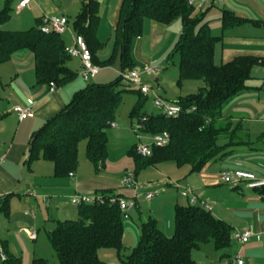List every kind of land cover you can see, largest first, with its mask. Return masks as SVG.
<instances>
[{
    "label": "trees",
    "instance_id": "16d2710c",
    "mask_svg": "<svg viewBox=\"0 0 264 264\" xmlns=\"http://www.w3.org/2000/svg\"><path fill=\"white\" fill-rule=\"evenodd\" d=\"M9 8L10 1L6 0L0 10V25L9 21ZM194 10L195 6L190 5L189 0L121 2L114 29V49L108 62H119L120 71L133 68L131 43L142 35L144 19L169 25L180 18L182 31L174 48L180 55L178 83L186 80H201L204 83L196 93L173 101L183 108L177 118H169L162 113H141L140 105L144 97L138 90L139 100L131 112L132 118H138L144 134L168 131L171 140L163 147H154L148 157L137 154V144L128 149L127 155L133 159L135 168L125 174L132 173L135 179L142 170L164 162H173L177 167L188 165L193 173L201 171L211 161L222 159L226 145H221L219 141L230 131L228 123L220 121L223 109L230 100L248 89L247 81L251 78L252 68L259 63L257 57L250 55L215 63V47L224 39V33L246 20L232 10L222 8V34L216 35L209 21L205 20L208 10L196 15ZM99 22V2L82 0L72 28L85 39L93 62L102 67L96 55L101 45L97 36ZM40 24L41 18H38L36 24L26 30L0 29V65L9 61L15 52L26 49L33 55L37 81L63 86L77 75L67 63L70 56L66 53V41L54 31L42 32ZM123 84L125 82L119 75L113 82H88L76 91L70 102L33 134L28 165L42 159L53 164V175L57 178L75 174L79 165V143L85 140L87 159L96 170L104 168L109 158L107 131L115 123L122 93L125 90L137 91L124 88ZM193 107L195 110L191 111ZM207 118L211 121L205 125ZM257 190L264 193V188ZM101 194L105 197L113 195ZM114 195L127 197L121 193ZM77 206L78 219L59 220L53 229L47 231L58 264H107L101 258L102 250H114L120 255L125 249V218L122 212L117 205L108 202ZM233 232V226L216 217L206 203L197 201L186 206L175 205L172 236L165 235L155 220L148 219L142 223L137 244L119 259L122 264H197L193 257L195 249L210 242L217 250L225 249L231 245ZM4 252L6 259L0 264H20L18 259L6 250ZM32 264L49 263L42 258H34Z\"/></svg>",
    "mask_w": 264,
    "mask_h": 264
},
{
    "label": "crops",
    "instance_id": "0c3cea01",
    "mask_svg": "<svg viewBox=\"0 0 264 264\" xmlns=\"http://www.w3.org/2000/svg\"><path fill=\"white\" fill-rule=\"evenodd\" d=\"M97 1L99 2L100 15L97 36L100 40L106 27L115 29L122 0ZM81 4L82 0H77L75 11H72L73 14L79 13ZM220 5L246 20L241 25L231 29L234 32L233 38L226 36L222 40L223 51L220 62H228L241 55H250L257 57L259 63L252 68L251 78L247 81L248 89L237 96L236 110L235 112L230 110L232 114L228 115L230 120H223V118L220 120L228 123L230 131L221 138L220 144L226 145V148L224 157L217 160L216 164L220 166L218 172L241 169L252 171L257 176L264 177V0H225ZM65 8L63 4H58L54 0H36L30 4L29 8L23 10L33 11L34 19L31 22L28 19L27 24L35 25L37 19L44 15L67 17L64 13ZM20 12L17 11V13ZM147 23L148 29L140 37L133 39L131 43V57L134 67L137 68H141L145 64H155L152 63V58L157 56L163 57L158 62L163 64L168 55H160V53L154 56L153 52L166 45L165 38L168 32L166 29H173L171 27H176L177 23V27H180L181 19L176 18L169 25L145 19L144 26L146 28ZM65 41L67 45L70 44L71 37ZM71 58L78 60L75 65L78 71L81 70V60L78 57ZM4 65H10L12 74L3 90L0 91V157L2 158L0 161V217L4 218L6 223L10 225L13 224L14 226L19 223V226L21 224L19 230H27V234L35 230L38 237L37 220H42L46 225H50L47 231L53 229L56 222L66 218L70 211L66 205L68 196L89 190L90 187L86 181L92 180L93 176L85 180L83 176L75 172L74 176L57 178L53 175V164L42 159L36 160L29 166L27 161L32 136L48 119L62 110L70 102L73 94L84 88L90 80L82 85L75 77L63 86H56L52 92L49 84L37 81L33 55L26 49L15 52L9 61L2 63L0 73ZM68 66L71 68L70 64ZM111 67L118 74L120 73L119 62ZM101 71L102 67H100L97 75ZM97 75L93 78H96ZM76 76L78 77V75ZM16 106L30 108L33 116L20 119L18 113L14 111ZM164 163L145 169L143 175L146 178L156 175L166 176L161 170L162 166L159 167ZM45 167L51 171L47 175L48 177L44 173ZM134 168L133 159L127 155L118 163L108 158L105 167L101 169H107L112 173H125L126 171H133ZM40 177L47 180H40ZM194 185L199 188H193L195 196H197V191L201 192L205 186L208 187V185L202 187V184ZM188 186L190 185L188 184ZM137 190L133 189L125 196H138ZM235 192L240 194V191ZM120 193L123 194L122 191H119L118 194ZM247 195L248 202L236 206H227L226 211L238 213L240 215L238 218L233 216L228 220L226 219L228 217L221 215L222 212L219 213L217 210L214 213L211 207L209 208L216 217L229 222L234 231L249 225L254 227L259 233L260 239L252 238L243 245L239 243L241 249L237 253V257L241 258L244 264H262L264 263V193H261L260 190H253ZM239 197L244 196L241 194ZM45 198L47 199L46 202L44 201ZM198 200L201 199L198 197ZM27 218H29L26 221L29 224L28 227L26 222H22ZM0 234L6 236L2 232ZM2 240L6 242V239ZM3 241H0V248H4L8 253L12 248L8 245L4 246ZM103 253L107 257L112 252L103 250ZM213 256H216L217 260L211 264H230L225 261V258L218 257L216 252L213 253ZM194 259L197 264H202L200 259Z\"/></svg>",
    "mask_w": 264,
    "mask_h": 264
},
{
    "label": "rangeland",
    "instance_id": "374dc122",
    "mask_svg": "<svg viewBox=\"0 0 264 264\" xmlns=\"http://www.w3.org/2000/svg\"><path fill=\"white\" fill-rule=\"evenodd\" d=\"M5 1L6 0H0V10L3 8ZM8 1H10V19L7 23L0 25V29H29L33 24L29 25L27 22L28 19H30V22L34 19L35 15L33 14V11L23 10L20 13H17L15 10L17 0ZM54 1H56L58 4H63L64 7H66V11L64 13H66L67 18L69 19L70 29H68L62 36L65 40H68L71 37L70 31L73 30L72 22L76 14H73L74 12L72 11H75V4H77V0ZM199 3L200 0H194L195 10L193 14L196 15L208 10L205 15V20L210 22V27L214 34L221 35L222 26L220 21H218V18H220L222 14V5H220L217 0H214L213 6L211 5V2L209 5L205 4L203 8H198ZM144 22L145 19L143 21L142 34H144V31L148 29V23L146 28L144 26ZM177 26L178 23L176 24V27ZM176 27H171L173 29H166L168 30L167 37L165 38L166 45L156 49L155 52H153L154 56H157L160 53V55L168 56L163 62L165 67L164 72H162L157 77H151L145 80L152 90L148 96L143 95L144 98L140 105L141 113L143 114L158 115L161 113V110L153 104L152 98L154 95H161L163 98L169 101H175L181 97H186L187 95L196 93L198 89L204 85L201 80H186L182 83H178L180 55L174 48L182 31V21L180 27ZM233 33L234 32L232 30H228L224 33V37L227 36L228 38H233ZM100 42L101 45L96 50V55L102 65V71L97 75L96 78L90 79L89 82L106 84L115 81L120 74L112 69L111 66L114 65V62H108V59L113 53L115 44L114 28L112 29V27L109 26L106 27ZM69 45L70 44L67 46ZM222 49V43H218L215 47L216 63H221ZM152 59V63H158L163 59V57L161 58L157 56ZM77 62L78 60L69 57L67 63L71 65V68L74 72L78 73V77L76 76V79H78L82 85H85L87 82L82 80L80 76L81 70L78 71V68L75 65ZM9 66L10 65H4L0 73V91L3 90L7 81H9L10 75L12 74ZM123 87L137 91L125 90L122 93V100L116 112L114 123L116 126L110 127L107 131L109 159L117 163L120 162L124 156H127V151L132 145L137 144V139L132 129L137 128V126L140 124L137 117L132 118L131 116V112L139 100L138 88L134 85H129L126 82L123 84ZM237 101L238 99L235 97L226 104L225 108L223 109V120H230L228 115L232 114L231 111L235 112V104H237ZM146 141H148V139ZM221 141L222 140H220L219 143H221ZM78 158L79 165L76 171L77 174L83 176V179L85 180L93 176V178H91L92 180L88 179V181H86L90 189L83 190L78 193L92 196L99 192L118 194L119 191H122L123 195H127L126 193L133 191V189H138L137 207L130 212V217L124 219L123 242L125 249L120 253V255H118L116 251L111 250V255L107 257L104 255L102 250V253H100L101 258L103 260L105 259L107 264H122L119 258L128 254L130 250L137 244L141 233L142 223L148 219L155 220L158 228L165 235L169 237L173 235L175 205L186 206L189 204V200L180 194V189L177 188V183L181 184L182 187H187L189 184V187L192 189H199L198 186L194 184H202V187L208 185V187L205 186L203 191L196 192V195L201 199L198 201H200V203L207 202L208 204L206 203V206L211 207L214 213H216L215 211L218 210L219 213L222 212V216L228 217L226 218L228 220L230 217L235 216L238 218L240 215L238 213L226 211L227 206H236L243 204L244 202H248L247 194L249 192H253V190L244 187L233 189L228 184L223 183L219 177L218 171L220 170V166L219 164H216L217 161H211L201 171L193 173L190 172L188 165L177 167L173 162H166L162 165H159V167L162 166L161 170L166 176L156 175L151 176V178H146V176L143 175L144 169L139 174H136L138 177L136 186L128 188L122 185V180L125 173H112L107 169H95L94 165L86 157L85 140H82L79 143ZM47 168L45 167L44 170L46 176L49 174V172H51L50 169L48 170ZM40 180L44 181L47 179L40 177ZM234 190L240 191V194ZM154 191H158L156 197L150 200L146 199L145 194ZM74 194L75 193L72 195ZM241 194H243L244 197H239ZM70 196L68 197L70 198ZM197 196L196 198L198 199ZM68 200L66 205L69 207L70 211L67 213L66 218L64 217L62 219L63 221L70 219L74 220L78 219L79 217L78 206L71 204ZM28 220L29 218L22 222L24 223ZM18 224H15L14 226L13 224L10 225L6 223L4 218L0 217V233L2 232L4 235L8 236H1L0 234V241H3L2 239H6V242L3 241L2 244H4V246H11L12 249L9 250L8 253L14 258L18 259L20 264H32L34 258H42L49 264H58V257L52 248L47 235V230L50 225H46L42 220H37L36 224L38 237L35 240H32L30 239V235L27 234V230H19L21 224L19 226ZM26 225L27 227L29 226L28 222H26ZM240 249L241 245L235 240H232L231 245L222 250H217L212 242H210L207 244H202L199 249H195L193 255L197 260L200 259L199 261L202 264H211L217 260L216 256H213V253L216 252L217 256L220 258H225L227 263L236 264L237 253L240 251Z\"/></svg>",
    "mask_w": 264,
    "mask_h": 264
},
{
    "label": "built area",
    "instance_id": "2783aa9c",
    "mask_svg": "<svg viewBox=\"0 0 264 264\" xmlns=\"http://www.w3.org/2000/svg\"><path fill=\"white\" fill-rule=\"evenodd\" d=\"M34 1L36 0H18L16 10L20 12L25 8H29L30 4ZM224 1L225 0H217V2L221 4L224 3ZM210 3L211 0H200L198 8H203L205 4L209 5ZM189 4L194 5V0H189ZM69 26L70 22L66 16L44 15L41 18L40 30L44 33L54 31L60 35H63L68 29H70ZM70 33L71 43L66 47V53L70 57H78L81 60L82 68L80 76L84 81H89L97 75L100 70V66L93 62L91 52L83 36L76 34L74 30H71ZM164 69L165 67L161 63L145 64L141 68L133 67L125 71H120V76L124 82L128 83L129 85L136 86L144 96H148L152 88L148 86L145 80L147 78L159 76L164 71ZM55 88V83L51 82L50 90L53 92ZM152 101L153 104L157 106L161 110V113L166 117L177 118L183 112V108L180 104L169 101L163 98L161 95H154ZM194 110L195 107H193L191 111ZM14 111L18 113L20 119L33 116V112L27 107L16 106ZM210 121L211 120L207 118L205 120V125L209 124ZM112 126L115 127L116 124H112ZM142 128V124L140 123L137 128L132 129L137 139V154L143 157H148L152 155V150L154 147H163L170 143L171 137L168 131H162L155 135H148L142 132ZM147 139L148 141H146ZM1 160L2 158L0 157V161ZM69 175L74 176V173H70ZM219 177L223 183L228 184L232 188L239 189L240 187H244L251 190L264 188V177H259L252 171L241 169L222 170L219 173ZM136 182L137 181L134 175L132 173H127L123 177L122 185L124 187L131 188L136 186ZM177 188L180 189V194L183 197H186L191 204L197 203L198 200L192 188L189 186L182 187L179 183H177ZM157 194L158 191L149 192L145 194V197L146 199L150 200ZM45 199L44 201H46ZM70 202L73 205L108 202L112 205H117L122 212L123 217L126 219L130 217V212L137 207V196L123 197L113 194L105 197L101 193H95L92 196L75 193L70 197ZM29 235L31 239H35L37 237L35 230L30 231ZM252 238L260 239L259 233L256 232L252 225L246 226L241 230H235L232 234V239L242 245L249 242ZM0 259H6V254L3 248H0ZM236 264H244V261L237 257Z\"/></svg>",
    "mask_w": 264,
    "mask_h": 264
}]
</instances>
